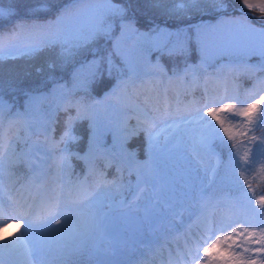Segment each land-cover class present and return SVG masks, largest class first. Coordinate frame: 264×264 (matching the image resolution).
Returning a JSON list of instances; mask_svg holds the SVG:
<instances>
[{"label": "trees", "instance_id": "obj_1", "mask_svg": "<svg viewBox=\"0 0 264 264\" xmlns=\"http://www.w3.org/2000/svg\"><path fill=\"white\" fill-rule=\"evenodd\" d=\"M113 4L127 11L120 17H107L113 27L108 35H98L94 40L72 50L66 59L61 57V45L44 46L33 56L23 54L28 44H43L49 37L70 38L78 29H86L104 9L105 0H48L49 11L33 13L37 0H0V7L14 9V15L0 18V40L3 53L0 58V101L6 105L0 108V134L7 120L20 112L29 120H35L42 113L51 117L52 133L61 138L59 151L66 156L62 163L54 158L49 161L45 188L52 196H69L84 180L88 182L91 195L99 193L91 208L103 213L118 199H129L133 193L134 174L127 166L116 160L107 165L109 154L95 157L90 151L91 144H101L106 149L116 151L111 134L99 131L91 118H79L78 110L89 108L104 92L126 81L135 82L151 74V94H158L168 82L178 87V109L174 118L187 117L189 122L179 119L167 120L159 132V148L151 153L147 150L146 135L140 131L125 141L129 151L136 150L138 155L147 158L163 151L175 142L176 131L185 127L204 126L202 121L192 119L198 112H206L209 107L216 109L224 104H233L237 109L247 108L255 103L256 95L264 92V37L246 31L232 21L246 19L257 28H264V20L256 9H248L241 0H226V11L218 12L211 0H198L177 10L180 0H111ZM64 8L70 14L61 23H54ZM53 22V23H50ZM132 22L137 32L131 28L122 31L121 23ZM206 25L197 36L190 26ZM20 26L15 36H9ZM153 25L169 31L188 29L187 50L182 55L170 54L171 41L175 37L141 36L148 33ZM167 39L168 43L164 41ZM112 66L109 74L108 58ZM98 60L99 65H90ZM232 64L228 72L222 64ZM49 64L54 67L49 68ZM136 68L129 71L128 65ZM160 64L162 71L158 69ZM195 71V83L180 82L174 77L183 74L189 67ZM41 69V71H37ZM90 70L97 75L90 77ZM229 75L236 82V96L226 99L221 82L204 87L208 76ZM188 80V76H184ZM61 97L68 103L58 106ZM264 104L257 105V112ZM224 121L221 128L216 125L223 143L213 135L212 145L218 152L220 161L213 178L206 188L209 198L237 197L250 199L252 206L264 217L260 208V198L264 197V123L256 113V126L249 129L248 118L239 116L233 119L226 111L218 113ZM69 117L73 120L70 122ZM210 119V118H209ZM131 119L126 129L133 124ZM215 123V122H214ZM228 129V133L224 132ZM95 134V136H94ZM41 137L42 134H37ZM73 137H75L73 139ZM14 152L3 156L0 168V198L6 202L8 194L25 183L33 173L30 159L19 155L18 151L27 144L20 138L11 141ZM95 147V146H94ZM63 149V151H61ZM12 156V157H10ZM247 156L245 161L244 157ZM116 182L112 187L110 183ZM23 235L34 256L44 255L49 264H84L95 259L89 241L86 249L73 248L62 241H52L44 234L32 229ZM261 245L257 246V248ZM253 264L250 258H238L235 264Z\"/></svg>", "mask_w": 264, "mask_h": 264}, {"label": "rangeland", "instance_id": "obj_2", "mask_svg": "<svg viewBox=\"0 0 264 264\" xmlns=\"http://www.w3.org/2000/svg\"><path fill=\"white\" fill-rule=\"evenodd\" d=\"M157 67L162 68L160 64ZM222 68L229 72L232 64L225 62L222 64ZM153 76V71H151V74L143 76L138 81H126L118 86H113L104 92L100 98H97L89 108H81L78 110L80 117L91 118L99 131L104 130L105 133L111 134L116 147L114 153V151H108L104 146L97 143L92 150L93 157L98 154H105L107 151L110 159L107 165H110L111 161L117 159L119 164L128 167L135 178L131 197L127 200L118 199L103 213H98L90 205L81 203L85 202L86 198L91 196V190L86 180L82 181L69 196L63 194L50 197L46 191L44 180L48 173L49 160L54 158L57 163H62L66 158L59 151L60 141L63 136L59 138L53 135L50 116L40 113L38 118L33 121L29 120L20 112H15L7 120L0 134V151H3V145L8 144L13 139L20 138L26 142L27 146L19 150L16 156L22 154L27 156L30 159L34 171L25 183L19 185L14 192L8 194V201L2 202L0 200V206L3 207L6 213L16 212L15 214L21 218L19 224L13 221L10 224L0 225V241H3L2 243L0 242V264H7L8 262H13V264H49L46 256L39 255L37 257L32 255L26 240L27 247H25V243L20 242H17L14 247L10 246L11 241H15L23 235L22 230L28 225V220L25 216L32 217L33 224H35L33 226L36 227V230L52 241H62L73 248L80 247L82 249L86 248L88 242L91 241V250L96 255V260L91 264H96L98 261L106 259L100 255L95 245L96 239L100 235V230L93 231L92 227L85 228V226L83 230L77 226L72 227L70 229L71 231L65 228L62 229L61 225L66 224L64 222L65 216L59 213L55 216V219L60 221L59 225H53L52 222L50 225H42L37 220V217H45L49 211V205L52 202L55 200L61 202L64 211L67 213V222L69 223L74 219H79V222H85L93 218V220L103 225L102 222L105 219L117 220L119 230L122 233L121 237L126 239L128 230L131 228H140L143 218H140V211H126L125 213L132 212L131 215L133 214L135 217L133 220L127 221L128 218L125 213L118 214L120 208H126L129 204L136 201L138 197L149 196L151 198L149 203L151 204L146 207V213L156 209L151 215L162 216L160 215L162 205L154 197H157L159 194L158 197H162L163 200L166 199L167 202H170L167 198H181L180 194L185 188L190 186L193 179H195L197 205H199V209L205 208L204 215H201L197 219V223L196 221H192L190 225L186 223L187 230L183 233L181 228H176L173 231L172 239L170 237L172 231H164L163 227L159 226L161 230L159 236L154 237L152 235V237L150 235L146 239L148 243H143L142 245H151L154 239L160 241L167 256L172 258V262L179 261V257L174 253L176 250L185 252L186 248H188L196 256L197 254L203 256V249L210 248L215 243V240H208L204 243H201V241L210 235L213 230H216L215 236L219 237L220 243L211 249V261L207 258H195V262L192 264H235L238 258H250L253 264H262L264 262V254L245 252L240 247H237L241 242H243L244 248L249 249H255L260 245L258 243H252L251 241L260 239L261 228H264V217L260 211L252 206L251 200H242L237 197L209 198L206 195V188L213 178L220 157L212 145L213 138L207 143L203 142V138L208 136V129L205 126L178 129L175 134V142L172 145L158 154L147 158L139 156L136 150L129 151L126 148L125 142H123V147H121L122 138L119 129L126 127L131 119H133V124L127 130L136 129L138 126L137 115L139 109L145 108L146 106L160 107L163 109L166 100L171 106L170 115L174 117L177 114L179 107L177 84L168 82L163 86L160 93L151 94L148 87L151 85V77ZM184 76H188V80ZM177 78L180 79V82L195 83L194 68L191 66L183 74L175 76V81ZM217 82L222 83L223 93L226 99H231L236 96V82L229 75H224L223 77L208 76L204 87L208 90L210 86L215 85ZM262 96H264L263 91L258 93L256 98L259 100ZM66 103L68 101L64 97H61L58 106H64ZM5 105L3 103V106ZM260 110H264V106ZM260 110L255 112L250 126H253L258 121L255 118L256 113H259ZM156 115L159 117L157 131L160 132L165 127L167 121L165 122L162 113H157ZM39 133L42 134L41 137L37 136ZM172 146H175L174 151L172 150ZM129 152L134 153V158L128 157L127 153ZM7 155L8 153L5 152L4 156ZM214 165L212 178L208 180V172ZM205 182L207 185L204 188V196L201 190ZM228 205H230V209L227 207ZM240 209L244 210V215ZM24 212L26 214L21 216L20 214ZM41 212H45L43 216H39ZM163 214L165 215L164 212ZM201 227L207 230V232H202ZM233 229L243 233V235L237 236ZM245 229L248 231L245 232ZM229 235L231 239L225 240L224 237ZM112 236V243L115 249L118 250L120 243L116 244V235L112 233ZM140 236L138 235L132 240L134 241L133 244H137ZM244 237H248V240L245 241ZM17 247L18 249H16ZM183 257L185 258L187 255L184 253Z\"/></svg>", "mask_w": 264, "mask_h": 264}, {"label": "snow or ice", "instance_id": "obj_3", "mask_svg": "<svg viewBox=\"0 0 264 264\" xmlns=\"http://www.w3.org/2000/svg\"><path fill=\"white\" fill-rule=\"evenodd\" d=\"M82 0H73V4H79L81 3ZM105 2L108 4V7L103 10V12L99 13L97 17L95 18L94 23H92L89 27L86 29H78L75 32L72 33L70 38H65L61 39L59 36H52L49 37L43 44H28L25 45L23 48V54L27 56H33L37 54L38 52L42 51L44 46H53V45H61V52L60 55L63 58H67L72 54V50L76 48L82 47L84 44L89 43L90 41L94 40L98 35H108L111 30L113 25L108 22L107 17L109 16H114V17H120L121 21H123V17L126 13V9L120 5L113 4L111 0H105ZM185 3L187 4H196L198 3V0H180L177 10H183L185 7ZM211 3L214 6V9L218 12L226 11L227 9V4L226 0H211ZM241 4L248 8V9H256L260 12L261 14V20H264V0H241ZM33 13H41V12H47L49 11L48 8V0H37L36 6L31 9ZM70 14V8H64L61 13L56 17V20L54 23H61L64 19L68 17ZM14 15V9L9 8L5 9L3 7H0V18H6L8 16ZM234 23L239 24L241 27H243L246 31L256 33L260 35L261 37H264V28H257L256 26L250 24L247 22L246 19H236L232 21ZM53 23V22H50ZM122 31L128 28H131L133 32H137V29H135L134 24L132 22L129 23H121L120 25ZM196 30L197 36L199 37V34L201 30L205 27L206 25L200 24V25H193L190 26ZM20 26L17 25V28L15 31L12 33H9V36H15L16 33L19 31ZM187 31L188 29H178L175 32L169 31L166 28H162L159 25H153L152 29L148 33H138L141 36H149V35H155L156 37H175L173 41H171V52L170 54H176V55H182L186 52L187 50ZM166 44L168 43L167 39L164 41ZM3 41L0 40V58H2V53H3ZM260 54L264 55V48L260 50ZM90 65L98 66L99 61L98 60H93L90 62ZM108 65H109V74L111 71V66H112V61L111 58H108ZM54 67L53 64H49V68ZM129 71L132 72L133 74L136 73V68L132 66L131 64L128 65ZM163 69H155L154 71H162ZM37 71H41V69H37ZM90 77H95L97 73L95 71L90 70L89 72ZM264 104V96H262L259 100H257L253 104H249L247 108L244 109H237L235 105L233 104H224L223 107L221 108H216L213 109L209 107L206 112H198V115L196 117H193L192 119H196L199 121H202L204 123V126L208 129V136L203 138V142L207 143L209 140L213 138V134L216 135L217 138L221 140L223 143V138L220 136L219 131L216 127L218 124L221 128L224 126V121L220 118L218 113H224L228 112L229 115L233 118L236 119L239 116H243L248 118L249 122H251L253 116L255 115V111L257 110V105H262ZM3 107L2 101H0V108ZM170 108L171 106L167 103L165 100L163 109L160 107H152V106H146L145 108H141L138 110V115H137V128L133 130H127L126 127H121L119 129L121 133V138H122V144L121 147H123V142L127 141L128 139H131L132 136L138 135L140 131H143L146 135V141H147V150L149 153L157 150L159 148V142H158V136L159 132L157 131V128L159 126V117L156 115L157 113H162L163 118L165 122L168 119H179L183 122H189L187 117H179V118H174L170 115ZM19 115V114H17ZM80 114L78 112V115L76 119H79ZM210 118V119H209ZM259 121L260 123H264V110L259 111ZM73 120L72 117H69V121L71 122ZM215 122V123H214ZM225 133H228V129L224 128L223 129ZM95 136V134H94ZM75 137H73L74 139ZM95 144L90 145V151L93 150ZM12 151L14 152L15 149L12 147V143L9 142L8 144L3 145V151H0V168L3 167V156L5 152ZM63 151V149H61ZM107 154V153H106ZM128 157L134 158V153L129 152L127 153ZM245 161L247 160V156L244 157ZM112 185V187L116 186V182H107ZM3 189L0 187V192H2ZM99 193L92 194L88 198H86L85 202L81 203H86L88 205H91L95 202L97 196ZM260 208L264 209V197L260 198ZM59 213L60 215L65 216V223H67V213L64 211L61 202L59 200H55L49 205V211L45 217H37V220L42 224V225H50L52 220L55 219V216ZM21 216H24L23 213L20 214ZM11 218L9 213H6L3 210V207L0 206V225H6L8 219ZM28 220V227L25 229V233L29 232L32 227H33V218L28 216L25 217ZM56 224H60L59 220H55ZM64 225H61V228H63ZM215 231L206 236L201 243L207 242L208 240H215V243L211 245L210 248H204L203 249V256H200L197 254V256L193 257L195 258H207L209 261H211V249L215 248L217 244L220 243L219 237L215 236ZM233 231L236 233L237 236L243 235V233L237 231L236 229H233ZM245 232L248 230L245 229ZM225 240L231 239V236H225ZM245 241L248 240V237H244ZM17 242L20 243H25V247H27L25 237L22 235L21 237H18L17 240L11 241L10 246L14 247ZM252 243H258L261 245L259 248L255 249H249V248H244L243 247V242L237 245V247H240L242 251L245 252H257V253H262L264 254V228H261V236L260 239L258 240H252ZM240 264H245L244 261H240ZM264 264V262H262Z\"/></svg>", "mask_w": 264, "mask_h": 264}, {"label": "bare ground", "instance_id": "obj_4", "mask_svg": "<svg viewBox=\"0 0 264 264\" xmlns=\"http://www.w3.org/2000/svg\"><path fill=\"white\" fill-rule=\"evenodd\" d=\"M172 147H173L172 150L174 151L175 146H172ZM214 164L216 165V163ZM215 165L208 172V180H211L212 178V173H213ZM206 185H207L206 182L202 185L201 192L203 195H204V188ZM181 194H180L181 198L179 197L176 199L167 198L168 200H170V202H167L166 199L163 200L162 197H158L159 194L157 197L156 196L154 197V199H156V201L162 205V207L160 208L161 209L160 215L162 216L151 215V213L156 211V209H154V211L146 213L145 211L146 207L149 206V204H151L149 203L151 200L149 196L140 197V198L138 197L136 201H134L132 204H129L126 208H120V211H118V214L125 213L126 211H140L139 212L140 218H143L142 224H140L141 225L140 228H137V229L131 228L128 230L126 239H123L121 237L122 233L119 230V223L117 220H113V219L111 220L105 219L104 222H102L103 225L93 220V218L92 219L90 218L86 220L85 222H79L78 221L79 219L78 220L74 219V220H71L70 223L67 222L66 224H64L63 228H65L66 230H70L72 227L77 226V227H80L81 230H83L85 226V228L92 227L93 231L100 230V235L97 237L95 245H96V248L99 250L100 255L106 259L100 260L96 264H178V263L192 264L193 262H195L194 261L195 259L193 257H195L196 255L193 254L188 248H186L185 252H179L176 250L174 253L176 254L177 257H179V261L172 262V258L167 256V253L162 248L163 245L160 243V241H156L154 239L152 240L151 245L149 244L146 246L142 245L143 243L144 244L148 243L146 239L149 238L150 235L151 236L154 235V237L159 236V234L161 233L159 226L163 227L164 231L165 230L172 231L170 233V237L172 239L173 231L176 228H181L182 233H183L187 230L186 223L189 225L192 223V221H196L197 223V219H199L201 215H204L206 211L205 208L199 209V205H197V200H196L197 192H196V186H195V179L191 181L190 186L185 188V190ZM165 197H168V196H165ZM227 207L230 209V205H228ZM240 211L244 215V210L240 209ZM163 212L165 213V215L163 214ZM15 213H12V212L10 213L11 218L8 219L7 224L13 223V221L19 224V221L21 218L19 215ZM44 213L41 212L39 216H43ZM131 213L132 212L125 213L128 218V219L126 218L127 221L133 220L135 218L133 214L131 215ZM23 214L25 215L26 212H24ZM144 216H146V218H144ZM55 220L52 221V224L56 226L59 225L55 223ZM201 229H202V232H207V230H205L204 228L201 227ZM112 233L116 235V244L120 243L118 250L115 249V246L112 243L113 242L112 241L113 236L111 237ZM138 235H141V236L139 237L138 242L136 241L137 244L135 245L133 244L134 241L132 240H134V238L137 237ZM0 242L2 243L3 241L1 240ZM16 249H18V247ZM184 253L187 255V257L185 258L183 257ZM7 264H13V262H8Z\"/></svg>", "mask_w": 264, "mask_h": 264}, {"label": "built area", "instance_id": "obj_5", "mask_svg": "<svg viewBox=\"0 0 264 264\" xmlns=\"http://www.w3.org/2000/svg\"><path fill=\"white\" fill-rule=\"evenodd\" d=\"M255 126H256V123L253 126H250L249 129H253L255 128Z\"/></svg>", "mask_w": 264, "mask_h": 264}]
</instances>
